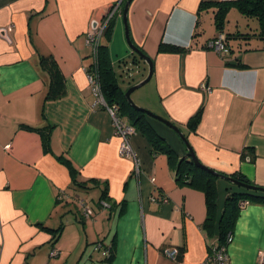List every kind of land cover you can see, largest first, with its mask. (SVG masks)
Wrapping results in <instances>:
<instances>
[{
	"label": "crops",
	"instance_id": "1",
	"mask_svg": "<svg viewBox=\"0 0 264 264\" xmlns=\"http://www.w3.org/2000/svg\"><path fill=\"white\" fill-rule=\"evenodd\" d=\"M119 1L0 0V264H201L219 244L227 196L246 192L216 178L207 222L203 185L176 179L179 162L188 159L184 144L150 117L171 154L154 151L136 131L130 144L138 171L132 158L119 155L112 119L93 104L85 72L86 33ZM231 1L133 0L129 39L153 61L149 82L133 99L177 126L203 165L264 188V36L255 17L224 4ZM216 3L228 7L226 56L206 48L219 33ZM122 9L101 42L125 91L146 78L148 66L127 44ZM161 42L184 52H159ZM197 113L192 132L187 123ZM61 192L67 201L58 202ZM75 197L92 209L91 219L82 217ZM38 225L61 227L57 242ZM231 236L229 264H258L264 202L240 209ZM171 249L178 250L174 259L166 255Z\"/></svg>",
	"mask_w": 264,
	"mask_h": 264
},
{
	"label": "trees",
	"instance_id": "2",
	"mask_svg": "<svg viewBox=\"0 0 264 264\" xmlns=\"http://www.w3.org/2000/svg\"><path fill=\"white\" fill-rule=\"evenodd\" d=\"M125 1L126 0H122L120 4V10H121V7H123V4L125 3ZM228 3L235 4L237 8L239 9V11L246 17H255L259 23V34L258 35L259 37L264 36V0H236V1H231V2H224V4H228ZM208 4L209 3L203 2L200 7L205 8L208 6ZM216 6L220 8H218L214 12V26L216 30L219 32L218 34H220L223 32V29H224V20H225V15L228 11L227 10L228 7L225 5L221 6L217 3H216ZM111 27H112V20L108 23V26L103 34V37H105V40H107L110 36ZM225 37H226L227 47L229 49L228 40H229L230 35H225ZM158 51L159 52H184V49L176 45L166 44V43L161 42L158 46ZM229 52H230V49H229ZM89 57L91 59V62L88 68L86 69V72L89 73V72L95 71L97 73L100 86H101V93L103 95V98L106 104L109 106L116 105L118 107L119 118L120 119L125 118L136 131L145 135L147 139L149 140L150 144L152 145V148L154 149V151H163L167 153L168 155H170L171 150L167 147V145L165 144V141L159 136H157L155 132L151 129L149 124L147 123V120H146L147 116L142 112L136 111L127 103L124 97L125 91H123L120 88L115 78L112 65L109 59L107 45L101 42L98 47L96 58L93 59L91 54L89 55ZM43 61H46V60L43 59ZM49 98L51 97L49 96ZM198 114L199 113H197L187 123V128L192 132H195L196 127L198 125V122H199ZM49 132L50 130L47 131V133H45V135L43 136V141L45 143L49 141ZM161 144L163 145V147L159 149V145L161 146ZM187 158L188 159H185V160L183 159L179 162L177 173H176V179L181 183L189 184L195 187L200 184L203 185L202 189L204 191L205 204H206L208 215H209V217L206 219L208 222L211 220V215L215 208L216 198H215V190H214L213 181L217 177H215L213 174H211L207 170L196 167L189 160V157ZM230 176L233 179L238 180L239 182L251 185L245 179V177L242 176L241 174H234ZM75 185L84 187V185L80 183H75ZM102 197L103 198L106 197L105 191H103ZM245 200L264 202V197L258 196V194H251L248 191H246L245 193H231L227 196L225 200V204H224V209H223L222 215L218 223L219 244H224L227 235L231 234L236 216L238 212L240 211L239 203ZM63 201H66V200L65 199L58 200V202H63ZM38 226L42 230L50 232L54 243L57 242L61 227L53 230V229L45 228L42 225H38Z\"/></svg>",
	"mask_w": 264,
	"mask_h": 264
},
{
	"label": "built area",
	"instance_id": "3",
	"mask_svg": "<svg viewBox=\"0 0 264 264\" xmlns=\"http://www.w3.org/2000/svg\"><path fill=\"white\" fill-rule=\"evenodd\" d=\"M121 2L122 0L109 7L106 13L101 18L97 19L86 33L87 46L90 49V54L92 55L93 59H95L97 56L98 47L101 43L103 34L108 26V23L116 16L117 13H119ZM206 48L217 53L218 55L226 56L227 54H229V49L226 43V37L222 33L218 34L215 38L208 41ZM86 77L89 90L93 96V104L95 106L104 108L112 119L114 133L120 139L118 148L119 155L125 158H132L136 164V171H138V163L135 159V154L130 144V138L136 134L135 129L118 117V107L116 105L109 106L106 104L101 93V86L97 73L95 71L89 73L86 72ZM201 89L206 90V87L204 85H201ZM59 199H65L67 201L68 196L64 192H61L59 195ZM164 202H166V200H164ZM75 203L77 204V207L79 208L80 213L84 219L87 220L92 218L93 211L90 207L87 206L84 199L76 198ZM248 205L249 201H241L239 203V208L243 209ZM101 206L103 208H109L108 204H106L105 202H101ZM231 241L232 236L231 234H228L224 244H218L212 247L211 254L201 264H229L227 247L231 243ZM177 254V249L168 250L166 253L167 257L170 259L176 258ZM50 256H57V251L52 250L50 252ZM102 256L109 257V252L106 248L103 249ZM257 257L258 264H264V252H259Z\"/></svg>",
	"mask_w": 264,
	"mask_h": 264
},
{
	"label": "water",
	"instance_id": "4",
	"mask_svg": "<svg viewBox=\"0 0 264 264\" xmlns=\"http://www.w3.org/2000/svg\"><path fill=\"white\" fill-rule=\"evenodd\" d=\"M133 0H126L124 5H123V9H122V18H123V22H124V27H125V37H126V41H127V44L129 46V48L131 49V51L137 55L143 62L146 63V65L148 66V73H147V76L144 80H142L141 82L129 87L127 89V91L125 92L124 94V97L127 101V103L133 108L135 109L136 111L138 112H142L144 113L147 117H150L160 123H162L163 125H165L166 127H168L169 129H171L178 137L179 139L182 141V143L184 144L185 146V149L187 151V155L189 157V160L198 168L200 169H204V170H207L208 172H210L211 174H213L215 177L219 178V179H223L225 181H227L228 183L234 185V186H237L239 188H242L248 192H252L251 194H255V193H264V188H261V187H258L256 185H249V184H245V183H242V182H239L238 180L236 179H233L231 176H225V175H222V174H219L217 172H215L214 170H211V169H208L207 167L203 166L198 158L196 157L192 147L190 146L187 138L185 137V135L182 133V131L177 127L175 126L173 123L159 117V116H156L154 115L153 113L149 112V111H146L142 108H139L137 107L132 101H131V94L138 90L139 88H141L142 86H144L145 84H147L152 76V72H153V63H152V60L144 55L143 53H141V51H139L136 47L133 46V44L131 43L130 39H129V35H128V26H127V13H128V9H129V6L131 4ZM0 32L2 34L5 35L6 37V30H0ZM4 37V38H5Z\"/></svg>",
	"mask_w": 264,
	"mask_h": 264
},
{
	"label": "rangeland",
	"instance_id": "5",
	"mask_svg": "<svg viewBox=\"0 0 264 264\" xmlns=\"http://www.w3.org/2000/svg\"><path fill=\"white\" fill-rule=\"evenodd\" d=\"M127 90H125V92H126ZM139 91V90H138ZM137 92V90L136 91H134L132 94H131V101L137 106V107H139V108H142V107H140L139 105H137V103L134 101V99H133V95L135 94ZM143 109V108H142ZM136 131V130H135ZM76 207H77V204H76Z\"/></svg>",
	"mask_w": 264,
	"mask_h": 264
}]
</instances>
